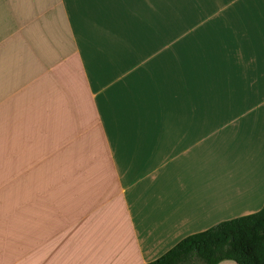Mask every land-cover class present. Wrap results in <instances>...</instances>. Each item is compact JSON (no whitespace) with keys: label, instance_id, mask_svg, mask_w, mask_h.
I'll list each match as a JSON object with an SVG mask.
<instances>
[{"label":"crops","instance_id":"crops-1","mask_svg":"<svg viewBox=\"0 0 264 264\" xmlns=\"http://www.w3.org/2000/svg\"><path fill=\"white\" fill-rule=\"evenodd\" d=\"M263 206L264 0H0V264H146Z\"/></svg>","mask_w":264,"mask_h":264},{"label":"trees","instance_id":"trees-1","mask_svg":"<svg viewBox=\"0 0 264 264\" xmlns=\"http://www.w3.org/2000/svg\"><path fill=\"white\" fill-rule=\"evenodd\" d=\"M264 264V206L192 234L146 264Z\"/></svg>","mask_w":264,"mask_h":264}]
</instances>
